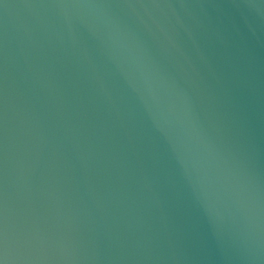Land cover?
<instances>
[{
    "label": "water",
    "instance_id": "95a60500",
    "mask_svg": "<svg viewBox=\"0 0 264 264\" xmlns=\"http://www.w3.org/2000/svg\"><path fill=\"white\" fill-rule=\"evenodd\" d=\"M0 264H264V0H0Z\"/></svg>",
    "mask_w": 264,
    "mask_h": 264
}]
</instances>
